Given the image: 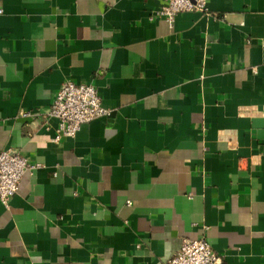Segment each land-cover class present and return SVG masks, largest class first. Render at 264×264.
Returning a JSON list of instances; mask_svg holds the SVG:
<instances>
[{"label": "crops", "instance_id": "1", "mask_svg": "<svg viewBox=\"0 0 264 264\" xmlns=\"http://www.w3.org/2000/svg\"><path fill=\"white\" fill-rule=\"evenodd\" d=\"M162 4L0 0V152L40 165L0 204V264H164L198 238L264 264V0ZM64 81L108 114L55 140Z\"/></svg>", "mask_w": 264, "mask_h": 264}, {"label": "built area", "instance_id": "2", "mask_svg": "<svg viewBox=\"0 0 264 264\" xmlns=\"http://www.w3.org/2000/svg\"><path fill=\"white\" fill-rule=\"evenodd\" d=\"M162 6L151 19L163 18L172 23L180 13L205 12L207 0H160ZM1 13V11H0ZM107 110L101 106L96 88L91 84L64 81L53 97L48 116L57 121L55 140L73 138L81 126L104 117ZM29 112L23 117H29ZM40 167L30 163L20 152L8 149L0 152V204L8 207L19 190V183L26 171ZM218 257L204 238L185 239L177 253L164 264H218Z\"/></svg>", "mask_w": 264, "mask_h": 264}]
</instances>
